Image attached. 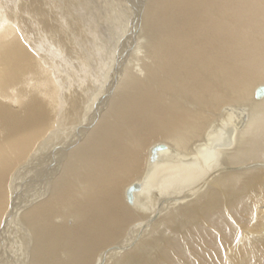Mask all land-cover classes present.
<instances>
[{"label":"bare ground","instance_id":"obj_1","mask_svg":"<svg viewBox=\"0 0 264 264\" xmlns=\"http://www.w3.org/2000/svg\"><path fill=\"white\" fill-rule=\"evenodd\" d=\"M114 1L0 0V264H264V0Z\"/></svg>","mask_w":264,"mask_h":264},{"label":"rangeland","instance_id":"obj_2","mask_svg":"<svg viewBox=\"0 0 264 264\" xmlns=\"http://www.w3.org/2000/svg\"><path fill=\"white\" fill-rule=\"evenodd\" d=\"M90 1H92V5L90 4V9L88 10V11H90L89 12V16H88V18H93V17H95V16H97V15H101V16H105V15H107V14H109L110 16H112V14L111 13H108V12H111L112 11V7H113V5H115V7H117V3L113 0H106V1H108V3L109 4H113V5H108V6H105V5H107V4H103L102 3V1H105V0H90ZM111 1H112V3H111ZM100 3V4H99ZM98 8V9H97ZM105 8L107 9V10H109V11H107V10H105ZM96 9V10H95ZM100 9V10H99ZM102 9H103V11H102ZM111 10V11H110ZM99 11V12H98ZM102 11V12H101ZM92 13V14H91ZM94 13H95V15H94ZM134 16H135V13H134ZM132 17H133V13L132 12H130L129 13V15H128V17H127V22H128V20H131L132 19ZM92 21L94 20V19H91ZM94 23H96L95 21H93ZM107 29V28H106ZM104 32V33H103ZM102 33L104 34L103 36H102V38L103 37H106L107 35H110L109 34V31H108V29H107V31H103ZM106 32H108V33H106ZM114 36V35H113ZM107 38H108V36H107ZM109 39H105L104 41H102V43H101V45H100V47L101 48H103L105 45L103 44V43H105L106 45H109L108 44V41ZM103 45V46H102ZM103 49H106V47H104Z\"/></svg>","mask_w":264,"mask_h":264},{"label":"water","instance_id":"obj_3","mask_svg":"<svg viewBox=\"0 0 264 264\" xmlns=\"http://www.w3.org/2000/svg\"><path fill=\"white\" fill-rule=\"evenodd\" d=\"M260 95H261V93L258 94V96H260Z\"/></svg>","mask_w":264,"mask_h":264}]
</instances>
